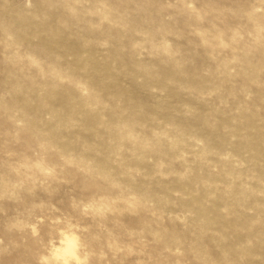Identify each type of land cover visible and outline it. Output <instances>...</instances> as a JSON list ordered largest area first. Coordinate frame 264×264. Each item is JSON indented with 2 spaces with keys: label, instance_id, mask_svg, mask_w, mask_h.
Here are the masks:
<instances>
[{
  "label": "rangeland",
  "instance_id": "rangeland-1",
  "mask_svg": "<svg viewBox=\"0 0 264 264\" xmlns=\"http://www.w3.org/2000/svg\"><path fill=\"white\" fill-rule=\"evenodd\" d=\"M0 264H264V0H0Z\"/></svg>",
  "mask_w": 264,
  "mask_h": 264
}]
</instances>
